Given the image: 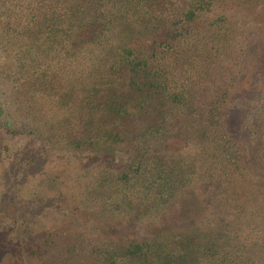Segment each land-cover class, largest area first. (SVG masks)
<instances>
[{"label": "trees", "instance_id": "1", "mask_svg": "<svg viewBox=\"0 0 264 264\" xmlns=\"http://www.w3.org/2000/svg\"><path fill=\"white\" fill-rule=\"evenodd\" d=\"M256 1L0 0V118L16 114L44 148L86 161L76 170L77 206L158 224L185 189L209 190L211 202L201 223L159 222L131 239L63 248L47 234L53 256L21 254L20 238L5 236L0 264H264V7L256 13ZM225 4L242 13H217ZM3 122L0 168L20 154ZM9 203L16 222L21 204ZM7 214L0 208V237L15 227L4 226Z\"/></svg>", "mask_w": 264, "mask_h": 264}, {"label": "rangeland", "instance_id": "2", "mask_svg": "<svg viewBox=\"0 0 264 264\" xmlns=\"http://www.w3.org/2000/svg\"><path fill=\"white\" fill-rule=\"evenodd\" d=\"M253 7H255L256 13H261L264 0L256 1ZM222 10L226 13H242V8L235 5L225 4L216 8L217 13H222ZM253 27H257V24H252L248 33H254ZM15 116L16 114H10L3 115V119L0 118V122L11 121V124L6 126V128L13 127L7 132L6 136L9 139L6 142L11 145V150L20 152L18 157L11 161L6 160L0 168V201L4 200L3 203H0V208H4V212L8 213L7 219H9V223L5 221L4 226H15L12 232H3L5 235L0 238L5 239V236L8 240L20 238L17 250L23 252L21 254L33 249L38 257L42 255L44 257V253L45 256H53L54 252L56 255L54 242H49V248H44V244H47L45 241L47 234H53L51 238L58 239V244L64 248L72 246L84 238L101 241L103 238H108L110 234L116 238L127 236L129 239L143 234L148 235L156 230L155 227L158 229L161 226L159 222H163L164 225L173 223L174 220V222L189 221V223L190 221L194 223L203 221L200 218L201 215L197 216V214L202 211L201 209L207 212L206 207L211 205L210 191L205 190V194H203L204 192L197 187L183 190L171 209L169 207L164 217L159 219L158 224L155 221L153 223L151 221L131 223L122 217H101L94 208H90V205L77 206L75 191L79 189L81 181H77L76 170L86 164V161L82 162L81 166L75 165L73 156V158H65L54 149L44 148L40 139L33 134H27L21 125H16L12 121ZM0 136L1 140L2 135ZM41 153H47V156L39 158L37 161V155ZM12 199L18 200L21 204L19 212L22 213V218L16 220L20 226L14 219V211L17 206L9 203V200L12 201ZM188 208L194 211L191 213L194 217L185 219L183 214L187 212ZM211 209L210 207L209 213ZM21 221L22 224H20ZM30 223L32 225H29ZM32 257L34 259L35 255ZM25 264H40V261L37 262L34 259V262L28 261Z\"/></svg>", "mask_w": 264, "mask_h": 264}]
</instances>
